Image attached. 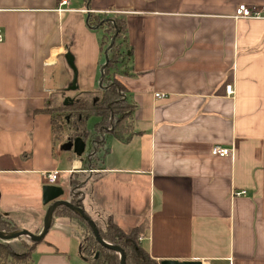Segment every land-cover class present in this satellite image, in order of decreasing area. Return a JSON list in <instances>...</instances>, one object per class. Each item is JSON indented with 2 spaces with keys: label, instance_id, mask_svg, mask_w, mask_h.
I'll use <instances>...</instances> for the list:
<instances>
[{
  "label": "crops",
  "instance_id": "crops-1",
  "mask_svg": "<svg viewBox=\"0 0 264 264\" xmlns=\"http://www.w3.org/2000/svg\"><path fill=\"white\" fill-rule=\"evenodd\" d=\"M243 4L264 0H0V215L40 235L44 176L58 171L59 200L76 192L101 228L110 217L127 231L148 223L142 244L159 262L264 264V20H235ZM91 14L126 24L133 58L117 77L139 133L130 144L103 137L94 170L45 112L101 88L105 30L90 28ZM82 240L78 222L56 217L30 264H95Z\"/></svg>",
  "mask_w": 264,
  "mask_h": 264
},
{
  "label": "trees",
  "instance_id": "trees-1",
  "mask_svg": "<svg viewBox=\"0 0 264 264\" xmlns=\"http://www.w3.org/2000/svg\"><path fill=\"white\" fill-rule=\"evenodd\" d=\"M89 8L93 0H82ZM90 28L105 30L102 41L103 46H113L109 50V63L103 69L101 88L93 93H85L74 98L73 104L65 105L64 101L52 100L46 113L52 120V130L56 138L62 135L66 125L70 132V140L75 141L80 138L86 143L91 142L92 156L87 160L94 170L101 160V153L105 148L103 137L111 136L117 142L130 144L139 133L135 131L133 117L136 106L128 99L129 88L117 77L121 68H124V60L133 58V49L128 45L126 37L127 28L124 20L111 17L110 19L90 15L88 20ZM110 32L109 44L106 41V34ZM105 48L103 50L105 51ZM90 96V100L81 98ZM91 117L98 119L95 127L89 132L87 122ZM59 139V138H58ZM81 182L72 179V186H77ZM79 196L73 195L71 203L75 206H82ZM88 216V215H87ZM56 217L69 218L78 222L83 233L81 243V255L89 262L95 264H120L119 253L102 246L96 239L89 222L68 207L61 206L55 213L52 225ZM101 238L108 244L119 247L123 250L126 257V264H161L162 262L154 259L149 251L143 246L142 240L148 230V223L135 227L129 231L122 228L114 219L110 217L105 227L101 228L98 224ZM17 227L12 221L0 215V231L14 232ZM44 241V240H43ZM42 241V242H43ZM39 243H29L25 245V252L16 254L12 249L0 240V264H30L33 250Z\"/></svg>",
  "mask_w": 264,
  "mask_h": 264
},
{
  "label": "water",
  "instance_id": "water-1",
  "mask_svg": "<svg viewBox=\"0 0 264 264\" xmlns=\"http://www.w3.org/2000/svg\"><path fill=\"white\" fill-rule=\"evenodd\" d=\"M114 40L112 41L111 45L109 46V48L106 50V64L102 67V71L103 69L108 65L109 63V50L110 48L113 46ZM67 60L69 63V66L71 67L73 73H74V79L71 83V85L68 88V91H72L75 92L78 90V73H77V69L75 67V63H74V57L68 53L67 54ZM103 75H102V79H103ZM102 85V84H101ZM74 100L71 98H66L64 100V104L65 105H69V104H73ZM86 147L87 144L84 140L78 138L73 142H69L68 145L65 146V149L68 150H73V152L78 156L81 157L84 155L85 151H86ZM65 194V190L58 186V185H45L42 188V199H43V204L44 205H48L51 204L50 207L48 208L45 220H44V229L41 232L40 235H34L32 233H30L27 230H16L14 232H10V233H6V232H1L0 231V240H11V239H16V238H20V237H28L29 239L32 240L33 243H40L42 242L46 235L48 234L51 226H52V222H53V218H54V213L55 211L61 207H68L70 209H72L73 211H75L78 215H80L82 218H84L85 220H87L90 224V226L93 229V232L95 234V237L97 239V241L104 247L109 248L117 253H119L120 255V264H126V257L125 254L123 252L122 249H120L117 246L108 244L107 242H105L101 236H100V231L97 227L96 222H94L89 216H87L85 209L81 206L75 207L71 202L69 201H64V200H59L61 197H63ZM161 264H203L200 261H185V262H180V261H163Z\"/></svg>",
  "mask_w": 264,
  "mask_h": 264
},
{
  "label": "built area",
  "instance_id": "built-area-1",
  "mask_svg": "<svg viewBox=\"0 0 264 264\" xmlns=\"http://www.w3.org/2000/svg\"><path fill=\"white\" fill-rule=\"evenodd\" d=\"M67 2H63L61 5H66ZM235 20H264V6H250V5H239L234 14ZM1 38V31H0V41ZM228 94L232 95L234 93L233 86L227 87ZM157 98H163V95L157 94ZM212 155L219 158H227L233 155L232 149L225 148L222 146H215L212 150ZM92 172V171H91ZM60 175L61 173L58 171H53L46 173L44 179L48 183V185H57L60 182ZM74 194L76 192H73ZM246 192L239 193V195H245ZM142 240V239H141Z\"/></svg>",
  "mask_w": 264,
  "mask_h": 264
},
{
  "label": "rangeland",
  "instance_id": "rangeland-1",
  "mask_svg": "<svg viewBox=\"0 0 264 264\" xmlns=\"http://www.w3.org/2000/svg\"><path fill=\"white\" fill-rule=\"evenodd\" d=\"M116 19H118V18H116ZM110 38H111V34H110V32H107V34H106V41H107V43L109 44V41H110ZM109 48V46H106V48H105V53H104V57H101V65H102V67L106 64V50ZM81 98H83V99H88V100H90L91 98H90V96H82ZM55 101H60V97H59V99L58 100H55ZM98 122V119L97 118H95V117H91L89 120H88V122H87V127H88V130H89V132L90 131H92L93 129H94V127H95V124ZM65 126V131L63 132V134L62 135H59V139L58 138H56L55 137V139L57 140V141H59L60 143L61 142H64V143H66L67 141H68V139L70 138V132H69V129H67V127H66V125H64V123H62V127H64ZM71 142H73V141H71ZM70 142V143H71ZM87 150H86V153H85V155L87 154V155H89V154H93V152H92V146H91V142L89 143V142H87V148H86ZM87 155H86V157H87ZM85 157V156H84ZM87 159V158H86ZM86 163H87V160H86ZM56 226H53L54 228L52 229V231L54 230V229H58V224H55ZM105 227V226H104ZM75 234V236L74 237H76L77 238V240L79 239H81V234H80V230L79 229H77L76 230V233H74ZM21 238H17V239H11V240H2V242H4L5 244H7L8 246L10 245L12 248H14V249H18L19 250V252L18 251H15L14 249H12V251L14 252V253H23L22 251H23V249H22V246H21V243H20V240ZM24 239V238H23ZM25 239H27V238H25ZM27 241V243H25L24 242V246L26 245V244H31L32 243V240L30 239H28V240H26ZM16 247V248H15ZM24 252H25V250H24Z\"/></svg>",
  "mask_w": 264,
  "mask_h": 264
}]
</instances>
